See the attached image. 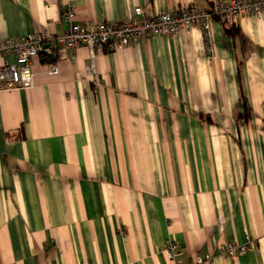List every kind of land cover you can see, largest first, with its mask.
<instances>
[{
    "label": "crops",
    "instance_id": "crops-1",
    "mask_svg": "<svg viewBox=\"0 0 264 264\" xmlns=\"http://www.w3.org/2000/svg\"><path fill=\"white\" fill-rule=\"evenodd\" d=\"M217 1L0 0V41L61 34L65 4L86 25ZM211 36V62L194 26L99 48L94 73L87 46L56 48L0 89V264H172L167 240L179 264H264V17Z\"/></svg>",
    "mask_w": 264,
    "mask_h": 264
},
{
    "label": "built area",
    "instance_id": "built-area-1",
    "mask_svg": "<svg viewBox=\"0 0 264 264\" xmlns=\"http://www.w3.org/2000/svg\"><path fill=\"white\" fill-rule=\"evenodd\" d=\"M248 15L255 19L264 17V0H219L208 11L188 7L183 10L160 13L154 16L146 14L140 7L134 8L130 18L116 22H91L78 24L75 12L70 4H65L61 11L64 30L55 35L49 31L27 34L17 39L0 41V89H29L33 84L32 60L40 55L55 54L56 48L74 50L85 45L90 50V72L94 73L95 51L104 46L111 50L127 46L130 42L155 35H173L181 30L194 26L201 28V38L206 60L214 59V48L211 36V24L218 21L226 28L234 26V18ZM13 57L14 61L10 58ZM58 74L56 65L51 64L48 75ZM254 241L248 236L243 245L235 243L219 244L217 255L223 259L236 258L254 247ZM161 252L172 264H179L176 258L181 255L178 246L167 240ZM215 264L211 255L206 254L198 260ZM197 262V263H198ZM189 264H195L191 262Z\"/></svg>",
    "mask_w": 264,
    "mask_h": 264
},
{
    "label": "trees",
    "instance_id": "trees-1",
    "mask_svg": "<svg viewBox=\"0 0 264 264\" xmlns=\"http://www.w3.org/2000/svg\"><path fill=\"white\" fill-rule=\"evenodd\" d=\"M227 32H230V30L228 29ZM243 107L245 109V116L247 117V113H248V105L246 104V101L243 100Z\"/></svg>",
    "mask_w": 264,
    "mask_h": 264
}]
</instances>
